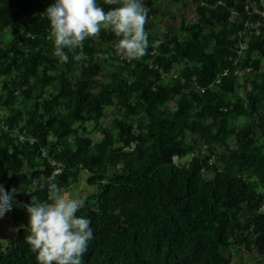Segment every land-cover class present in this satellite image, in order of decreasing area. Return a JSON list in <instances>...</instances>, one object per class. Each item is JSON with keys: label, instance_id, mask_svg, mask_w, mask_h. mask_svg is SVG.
Wrapping results in <instances>:
<instances>
[{"label": "trees", "instance_id": "obj_1", "mask_svg": "<svg viewBox=\"0 0 264 264\" xmlns=\"http://www.w3.org/2000/svg\"><path fill=\"white\" fill-rule=\"evenodd\" d=\"M191 1L197 18L182 14L176 31L146 22L140 59H121L119 38L101 29L62 63L44 13L54 0H0V185L17 190L2 218L22 225L0 264H38L23 205L48 192L32 181L56 173L64 190L82 171L96 188L77 213L93 231L82 264H232L237 233L264 259V26L236 75L252 1ZM140 2L157 16L160 0Z\"/></svg>", "mask_w": 264, "mask_h": 264}, {"label": "clouds", "instance_id": "obj_2", "mask_svg": "<svg viewBox=\"0 0 264 264\" xmlns=\"http://www.w3.org/2000/svg\"><path fill=\"white\" fill-rule=\"evenodd\" d=\"M104 3L119 6L105 11L97 0H54L46 8L48 39L53 41V55L60 62L66 63L68 53L82 48L83 42L97 37L101 29L119 38L113 47L121 59L132 61L147 54V13L140 0H104ZM32 183L40 189L46 185L48 192L46 202L31 195L30 203L23 205L28 214L29 234L25 240L36 253L38 264H82L93 239L90 220L77 215L87 195L74 198L62 190L56 182V173L44 183L38 180ZM16 191H6L0 185V218L12 210Z\"/></svg>", "mask_w": 264, "mask_h": 264}, {"label": "rangeland", "instance_id": "obj_3", "mask_svg": "<svg viewBox=\"0 0 264 264\" xmlns=\"http://www.w3.org/2000/svg\"><path fill=\"white\" fill-rule=\"evenodd\" d=\"M184 14L187 21L192 22L196 20V4L191 0H160L159 2V13L154 18L147 17V24L151 28L152 31L157 32L159 34L162 33H171L176 31L181 24V15ZM174 15L176 17H174ZM12 33H5L3 38L9 39L12 37ZM244 122L243 118H240L238 123ZM104 123L109 126H113L115 124L113 119H105ZM90 135L93 140L99 141L102 138V134L90 128ZM191 156H187L183 162L188 161ZM210 176H213L211 173ZM87 177L88 173L86 171H82L80 174V178L77 184L72 185L71 187L64 189V191H68L72 194L74 198L81 197L83 195H87V197L96 191V188L87 185ZM18 227L19 224L16 223ZM22 227V225H21ZM17 236V232L11 234V237L14 238ZM241 235L239 233L232 235L230 238V248L227 250V254L231 255L232 264H264V259L257 256L256 254H248L239 247V240Z\"/></svg>", "mask_w": 264, "mask_h": 264}, {"label": "built area", "instance_id": "obj_4", "mask_svg": "<svg viewBox=\"0 0 264 264\" xmlns=\"http://www.w3.org/2000/svg\"><path fill=\"white\" fill-rule=\"evenodd\" d=\"M252 4L254 5V12L252 13L255 18H249L245 21V27L243 31H240V35H242L246 41L243 42L240 46V49L237 51L238 55L236 57L230 58L231 61H233V66L235 68V74L241 75V62L244 59V53L245 49L247 48V42L249 41L250 34L256 33L259 34L261 32V27L264 26V0H251ZM247 10L250 9V6L247 5ZM253 29V31L251 30ZM253 68L251 66L246 68V72H252ZM172 76L177 77V74H173ZM242 82V80L240 81ZM215 83H219V80H216ZM252 90V86L250 84H247V91ZM244 95V94H243ZM44 156H46V151L43 153ZM174 161L178 162L179 157L178 155L174 156ZM213 161V160H211ZM59 172V170L57 171Z\"/></svg>", "mask_w": 264, "mask_h": 264}, {"label": "crops", "instance_id": "obj_5", "mask_svg": "<svg viewBox=\"0 0 264 264\" xmlns=\"http://www.w3.org/2000/svg\"><path fill=\"white\" fill-rule=\"evenodd\" d=\"M16 223L11 217L0 218V245L5 246L12 238L11 234L18 233L21 225L17 223L18 227Z\"/></svg>", "mask_w": 264, "mask_h": 264}]
</instances>
